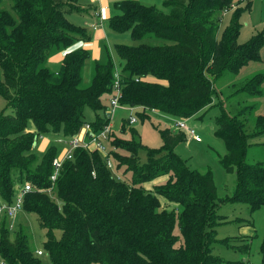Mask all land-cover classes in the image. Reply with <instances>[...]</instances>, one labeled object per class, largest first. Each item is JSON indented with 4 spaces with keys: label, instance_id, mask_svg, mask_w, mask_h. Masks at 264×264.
Instances as JSON below:
<instances>
[{
    "label": "trees",
    "instance_id": "1",
    "mask_svg": "<svg viewBox=\"0 0 264 264\" xmlns=\"http://www.w3.org/2000/svg\"><path fill=\"white\" fill-rule=\"evenodd\" d=\"M79 1L0 0V98L8 110L0 113L1 202L10 205L17 188L29 183L33 190L24 196L22 213L34 215L44 231L41 250L51 264H246L243 258L225 260L213 249L215 244L227 247V238L217 239L216 229L227 221L218 214L221 205L245 204L251 212L264 207V164L247 161L251 141L264 137V115L252 128L247 120L264 98V71L228 85L227 95L217 84L261 62L263 33L237 42L240 17L250 2L234 9L221 31L234 0H164L166 13L139 0H122L108 19L113 33L168 42L114 47L120 62L119 103L143 109L137 120L146 119L148 111L187 120L218 108L214 134L226 149L221 165L236 173L233 195L221 200L211 172L191 169L175 153L186 141L184 133L161 130L162 147L149 149L136 139L129 121L121 126L132 128L129 139L112 131L107 140L112 150L125 152L108 151L113 170L97 151L79 148L52 183L58 149L51 145L38 156L34 146L39 137L78 133L87 122L86 109L94 113L89 122L93 132L109 123L102 100L111 94L115 65L104 49L102 61L92 63L89 82H83L89 53L72 46L90 34L65 16L81 13ZM62 51L61 64L50 69L49 59ZM142 153L146 162L138 165ZM121 168L129 176L120 181L112 172ZM162 177L164 182L145 190L144 184ZM8 221L0 222V262L41 264L29 233L21 225L10 233ZM242 240L243 248L234 250L247 255L251 240ZM259 253V264H264V235Z\"/></svg>",
    "mask_w": 264,
    "mask_h": 264
},
{
    "label": "rangeland",
    "instance_id": "2",
    "mask_svg": "<svg viewBox=\"0 0 264 264\" xmlns=\"http://www.w3.org/2000/svg\"><path fill=\"white\" fill-rule=\"evenodd\" d=\"M103 2L108 3V15L109 18L118 13L114 9V4L118 3L122 0H101ZM145 6H154L158 11L166 13L168 9L164 5V0H139ZM234 0L233 7L231 8L230 12L224 14L220 31L226 26L229 20L230 13L236 8L244 7L248 1L250 2V6L247 10H245L241 17V30L238 37L237 42L239 44L245 43L251 36L256 33H263L264 35V0L259 2L257 0ZM78 4L79 7L82 8L81 13H72L67 14L66 19L75 27L83 28L89 33V37L80 41H76L72 48H83L87 50L89 53V59L86 62H90L84 69V83H88L90 79V72L91 66L94 61H102L104 49H106L113 60L115 65V73L120 74L119 66L120 62L118 57L115 54L114 47L116 45H127V46H136L140 43H144L150 46H162L168 44L167 41L147 37L140 41H134L129 32L126 33H113L109 30L108 27V19L103 16L101 13V17L104 20V25L102 31H90L89 25L94 22L93 13L98 9V6L101 7V2L97 5L92 2V0H80ZM240 2V3H239ZM92 13V14H91ZM91 14V15H90ZM88 35V34H87ZM81 39V38H80ZM87 39V40H86ZM69 50V49H68ZM71 50V48H70ZM63 52V51H62ZM60 53L63 55L66 51ZM59 52L53 55L56 56ZM64 57V56H63ZM63 59V58H62ZM61 61L53 62L49 60V67L52 70L58 68L61 64ZM118 70V71H117ZM264 71V52L261 55V62H253L250 63L247 67L242 70V73L235 79L230 78L229 76H225L221 79L217 84L220 90H222L226 95L230 93L229 89L227 88L228 85L235 83L236 81H242L244 78L259 72ZM2 76V72L0 70V78ZM243 96L232 98V104L234 101L239 100ZM106 96L103 97L102 103L106 107L108 101ZM217 104V101H216ZM228 105V103H226ZM225 107H227L225 105ZM126 106H120L116 108L113 114L108 118L110 121L111 129L113 133L122 139H129V129L132 127L136 129L137 132V140L142 143L145 147L149 149H160L162 147V140L159 136V131L164 129H169L174 131L175 133H180L181 131L176 130L175 122L177 120H185L184 118H172L166 114L159 113L156 111H151L147 113V118L141 121L140 119L136 120V123L129 124L131 127L124 125L122 129V125L124 122L128 121L130 116L137 117V113H141L143 109L141 108H133ZM7 110L6 102L0 98V113H4ZM86 123H89L90 120H93L94 113L86 109ZM219 110L215 106L207 111H200L195 116L186 120V124L196 130L198 135L200 136L199 141H195L193 139L187 138L184 134L186 139L185 142L181 143L176 149L175 153L186 160L188 166L191 169L198 171L199 173L203 174L206 172H211L214 180V184L216 187L217 197L219 199H225L226 197H230L233 195L235 186H236V173L226 171L221 165V159L226 154V149L224 143L221 139L215 136V119L219 116ZM103 117L101 114H99ZM264 115V98L257 100V107L253 112H251L248 117V127L252 128L254 126L255 120L257 116ZM105 117V115H104ZM137 119V118H136ZM131 128V129H132ZM29 131H34V127L29 125ZM183 133V132H182ZM64 140H67L63 137V134L59 133V135L54 136L52 134H46L42 137H39L37 140L36 145L34 146V151L37 155L43 154V146L41 147L40 144L44 141L47 142L46 148L51 145L57 147L58 152L60 154L64 148L65 144L63 143ZM45 148V149H46ZM107 151H111L112 148L110 145L106 144ZM116 151L120 154H125L120 150H112ZM247 161L249 163H258L261 162L264 164V137L255 139L251 141V147L248 149L247 152ZM146 162V157L142 153L141 156L137 160L138 165H142ZM116 172H112V175L117 180H123L124 177L129 176L126 175L123 171L124 168L115 169ZM166 180L165 177L158 178L150 183L144 184L145 190L151 191L152 187L155 184L162 183ZM29 184V183H25ZM24 184V185H25ZM161 205L166 207L165 200L160 197ZM0 203L1 199H0ZM173 206L167 207L169 210ZM218 214L225 217L227 221L220 225L217 230V239H226L227 247H223L220 244L214 245V254L220 256L221 258L229 261H236L240 259H246V264H259L260 262V253L259 248L262 242V238L264 235V207H260L259 209L251 212L249 207L245 204H223L218 209ZM9 223V230L12 233L15 229H18V226L24 227L26 232L30 235V248L31 250L35 251L38 249H42V243L45 241V234L44 231L41 230L36 222V218L34 215H28L24 212L18 214L14 220L8 221ZM250 238V245L248 254L238 253L234 249H241L243 248L245 241L242 239ZM10 239L13 240V234L10 235ZM43 251V250H42ZM41 261V264H51L49 257L43 253L42 256L38 257ZM98 264V263H94Z\"/></svg>",
    "mask_w": 264,
    "mask_h": 264
},
{
    "label": "built area",
    "instance_id": "3",
    "mask_svg": "<svg viewBox=\"0 0 264 264\" xmlns=\"http://www.w3.org/2000/svg\"><path fill=\"white\" fill-rule=\"evenodd\" d=\"M259 2L263 0H257ZM94 4H98L101 0H92ZM104 10L103 7H99L96 11L93 12L94 22L89 25L90 31H99L102 30L104 25V18L102 19L101 13ZM115 80L113 82L111 88V94L108 97L107 101V109L105 112V118L108 119L114 112V110L121 106L119 100L121 98V86L119 75L116 73L114 75ZM137 81V80H136ZM133 109V108H130ZM109 120V119H108ZM136 117L130 116L128 121L129 124L136 123ZM110 121V120H109ZM175 128L178 131L183 132L187 138L193 139L195 141L200 140V136L196 132L195 129L190 128L186 124V120H177L175 122ZM112 132L110 122L103 127L100 132H93L91 125L86 123L82 126V128L78 131V133L72 135L71 137L66 138L64 140L65 148L52 161V175L50 176V180L54 183L57 180L59 175L60 169L65 161H69L73 157V153L76 149L82 148L87 150L88 152L97 151L101 154L103 158L106 159L107 168L113 170L114 165L112 164L111 160L107 158V140ZM33 188L29 184L23 185L21 188H17L16 194L13 197V201L10 205L5 203H0V222L4 217L8 218V220H14L18 214L22 213L23 208V199L24 196L31 192ZM36 256H42L43 251L38 249L35 251ZM0 264H4L0 262Z\"/></svg>",
    "mask_w": 264,
    "mask_h": 264
},
{
    "label": "crops",
    "instance_id": "4",
    "mask_svg": "<svg viewBox=\"0 0 264 264\" xmlns=\"http://www.w3.org/2000/svg\"><path fill=\"white\" fill-rule=\"evenodd\" d=\"M101 3H102V4H101V7L104 8V10L102 11V12H104V13H103V16H104L106 19H108V18H109V15L107 14L108 11H109V9H108V3H107L106 1H105V2L101 1ZM96 5H97V4H96ZM98 8H99V6H98ZM92 13H93V12H92ZM92 13H91V14H92ZM91 14H90V15H91ZM101 31H102V30H101ZM263 52H264V47L261 49V55L263 54ZM60 53H61V52H59V55H60L61 57H59L58 54H56V56H54V57L52 56L49 60H50V61H53V62H58V61L62 60L64 54H63V52H62L63 55H61ZM89 64H90V62L87 61V62L85 63V67H86L87 65H89ZM40 146H41V147L43 146V148H44V150H45V148H46V146H47V142H44V141H43V142L40 144ZM44 150H43V151H44Z\"/></svg>",
    "mask_w": 264,
    "mask_h": 264
}]
</instances>
